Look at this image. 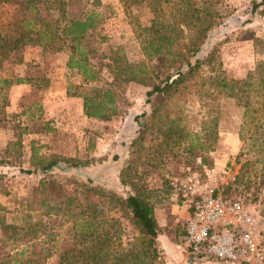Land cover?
<instances>
[{"label": "rangeland", "instance_id": "obj_1", "mask_svg": "<svg viewBox=\"0 0 264 264\" xmlns=\"http://www.w3.org/2000/svg\"><path fill=\"white\" fill-rule=\"evenodd\" d=\"M158 2L72 0L65 17L77 19L91 9L103 13L95 31L100 39L94 65L110 63V56L151 65L141 37ZM218 9L222 21L198 57L214 53L218 71L248 81L250 71L264 60V0H220ZM12 15H19V7L0 5V30ZM67 58V50L56 51V45L24 50L23 64L13 69L29 84L10 90V119L0 132V217L7 224L36 227L27 239L35 240L40 256L50 254L45 264H56L64 251L81 247L82 229L102 226L114 234L115 251L130 248L138 237L107 199L84 191L82 184L88 181L104 195L124 198L139 190L148 197L160 226L156 245L165 264H225L190 260L183 248L184 222L189 186H220L233 175L226 195L239 198L253 215L264 246V132L258 128L264 121V99L250 109V79L240 103L198 78L194 87L169 100L148 97L150 87L131 81L117 96L116 115L100 121L84 115L79 96L111 82L109 69L103 67L98 82L84 84L66 67ZM209 69L204 66L201 75L211 76ZM155 108L157 116L152 115ZM33 143L39 156L73 159L80 166L26 174L33 171ZM3 241L0 233V245Z\"/></svg>", "mask_w": 264, "mask_h": 264}, {"label": "trees", "instance_id": "obj_2", "mask_svg": "<svg viewBox=\"0 0 264 264\" xmlns=\"http://www.w3.org/2000/svg\"><path fill=\"white\" fill-rule=\"evenodd\" d=\"M71 1L0 0L1 6L19 7V15L7 18V23L0 30V132L10 119V89L29 84L25 76L13 69L23 64V53L29 46L40 47L42 51L55 45L56 51L65 48L68 52L66 67L75 70L84 84L98 82L103 67L109 69L111 82L101 87H89L79 96L83 100L84 115L100 121H109L116 115L117 96L131 81L150 87L148 97L161 96L169 100L194 87L193 82L198 78L240 103L247 97L244 93L250 79V109L264 99V60L250 71L247 81L229 79L218 71L214 53L209 52L202 59L198 57L204 50L208 34L222 21V13L218 9L220 0H200L199 4L194 0L158 2L160 6L154 10L149 26L142 28V52L151 65L121 62L113 56L108 57V64L94 65L91 60L98 52L95 42L100 39L95 31L105 18L103 13L91 9L83 11L77 19H67L65 9ZM162 3L167 4L165 8ZM169 16L175 20L172 22ZM204 66L210 67L211 76L201 75ZM158 113L159 109L155 108L152 115L157 116ZM258 128L264 132V121L258 124ZM37 153L38 148L33 143V171L27 170L26 174L38 172L45 175L56 169H77L80 166L73 159L45 158ZM122 183L125 180L122 179ZM82 186L84 191L107 199L108 205L131 225L138 237L130 248L115 251L112 245L114 234L102 226L88 231L82 229V246L64 251L56 264H165L156 245L160 226L154 206L144 193L137 190L123 198L116 194L104 195L89 181ZM35 228L7 224L0 217V233L6 243L0 245V264H45L50 254L40 256L42 250L37 249L35 240L27 239L28 235L36 232Z\"/></svg>", "mask_w": 264, "mask_h": 264}, {"label": "built area", "instance_id": "obj_3", "mask_svg": "<svg viewBox=\"0 0 264 264\" xmlns=\"http://www.w3.org/2000/svg\"><path fill=\"white\" fill-rule=\"evenodd\" d=\"M228 178L230 182L220 186L188 187L191 197L183 248L193 262L264 264V246L257 235L256 220L239 198L226 195L225 185L235 181L233 175Z\"/></svg>", "mask_w": 264, "mask_h": 264}, {"label": "crops", "instance_id": "obj_4", "mask_svg": "<svg viewBox=\"0 0 264 264\" xmlns=\"http://www.w3.org/2000/svg\"><path fill=\"white\" fill-rule=\"evenodd\" d=\"M14 87H12L10 90L13 92ZM51 117V116H50Z\"/></svg>", "mask_w": 264, "mask_h": 264}]
</instances>
